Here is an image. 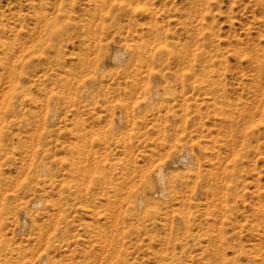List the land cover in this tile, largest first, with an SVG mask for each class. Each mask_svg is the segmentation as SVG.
Instances as JSON below:
<instances>
[{
  "label": "rangeland",
  "instance_id": "obj_1",
  "mask_svg": "<svg viewBox=\"0 0 264 264\" xmlns=\"http://www.w3.org/2000/svg\"><path fill=\"white\" fill-rule=\"evenodd\" d=\"M13 22L18 27L25 26L17 37L27 47L21 53L22 58H15L11 70V57L6 51L12 37L9 24ZM112 42L127 47L141 43L147 49V59L154 52V44L177 49L186 46V51L202 53L224 76L228 96L235 103L233 107L245 106L243 113L247 116L236 122L233 130L222 128L223 123L218 121L211 106L203 107V121L211 130L203 127L200 133L190 125L185 141L194 146L207 175L197 180L184 176L193 166H171L169 176L186 177L185 182L176 181L177 198L172 193L171 182L167 195L156 197L143 184L147 176L153 189L159 186L151 176L152 165L155 158L167 153L161 141L168 137L155 127L158 122L155 116L164 96H171L172 103L166 114L169 120L165 123V133L168 134L172 116L187 112L188 120L195 117L196 105L193 103L185 109L183 98L188 92L177 79V74L185 69L172 61L156 60L153 69L172 76L162 82L163 93L137 114L135 126L124 128L125 120H122L112 130L110 122L113 124L120 112L119 99L125 86L123 78L118 81L113 76L125 64L108 65L103 73L96 75ZM0 51V83L3 82L0 93L4 95L0 94V190L3 195L16 196L8 199L12 213L0 227L9 238L0 252L1 258L10 245L27 250L32 247L27 240L33 236L34 229L28 225L18 229L21 214L16 209L24 205L29 213L39 215L47 199L58 197V183L54 179L60 178L61 171L56 167L54 129L64 123V116L74 112L77 117L97 124L90 144L93 140L92 146L101 151L103 162L99 163L105 166L103 171L91 175L101 174L99 190L103 191L97 195L95 204L102 214L107 238L112 235L109 238L112 243L105 252L97 247L102 258L96 264H264V95L263 105L256 109L258 87L250 75L258 66L264 72V0H0ZM172 73H177L176 77ZM10 76L18 81L16 91L25 98L21 110L15 106L14 111H7L5 106L7 95L15 90L8 86ZM93 76H97L96 84L88 82ZM169 87L173 92L166 91ZM85 89L91 90L89 97L100 101L95 104L84 96ZM52 97L56 98L58 113L53 119L42 121L41 103H51ZM108 104L115 109L107 110ZM251 111L252 117L248 116ZM196 145L206 149L197 151ZM40 162L48 170L37 168L30 172L29 166ZM207 183L214 190L208 199L204 196ZM197 185L202 186L201 194L194 193ZM95 188L93 183L88 188L83 199L87 204L98 190ZM140 194L145 198L142 208L137 206ZM186 198L183 203L181 199ZM34 201L38 205H32ZM149 202L157 210L146 216ZM83 211L79 207L76 217L90 219ZM110 223L114 225L108 226Z\"/></svg>",
  "mask_w": 264,
  "mask_h": 264
},
{
  "label": "bare ground",
  "instance_id": "obj_2",
  "mask_svg": "<svg viewBox=\"0 0 264 264\" xmlns=\"http://www.w3.org/2000/svg\"><path fill=\"white\" fill-rule=\"evenodd\" d=\"M9 26H10V31L12 33V37L11 40L8 42V46H7L8 50L6 52L11 57V58L9 57L11 60L9 59L10 62L9 60L8 62L11 63V70H13L12 65L14 63L15 58L17 57L19 58V56L20 58H22L23 55L21 53L25 52L27 46L26 44H24V42H21L18 39L19 37L18 35H20V33H22L25 30V26L18 27L16 23L14 24V22L13 25L9 24ZM152 49L154 50V52L150 54L151 58L147 59L146 58L147 49L141 43L134 42L129 47H127L123 43L112 42L110 51L108 52L103 62H101L97 68L96 75L98 76L101 73H103L108 65L114 63L125 64L123 70L121 72H117L116 75L113 76V78H116L118 81L120 78H123L125 82L123 95L119 99L120 112L116 115L114 123L112 124L110 122L111 129L115 130V127L118 128L122 120H125V125H123L124 128L126 127L128 128V125L135 126L137 124V120H136L138 116L137 114H139L145 108L146 105H149L152 102H156L155 99L159 98L163 93L164 88L161 86L162 82H164L166 78L168 77L171 78L172 76L161 75L159 72L154 70L153 65L156 60L172 61L181 64L182 67L185 69V71L182 73L179 74L176 73L177 79L180 82V86L188 92V95L183 98V102H185L186 105L185 109L187 108L189 109V107H192L193 103L196 105L194 109L195 117L192 118L191 120H188L187 112L177 116H172L168 134L165 133L166 131L165 123L169 120L166 114L167 111L172 107V103L170 99L171 96L168 95L164 96L163 100L159 104L157 110L158 113L155 116L156 122L158 121L157 123H155V127L157 128L160 134L162 133L164 137L165 135L168 137V138L165 137V139H167L166 141H161L162 142L161 147L164 148V146H166L164 149L167 150V153L160 154L158 158H155L154 163L152 165L151 176L155 178V180L159 183V186L153 189L152 181L147 176L144 178V184H143L144 189L148 188L149 190H153L152 194L153 196L155 195L156 197V196L167 195L168 182H171V190L173 195L176 197L178 192L176 189L177 180H181L185 182L186 177L182 178L184 176L192 177L193 179L199 180L202 179L203 176L207 175V172L204 171V169L202 168L200 156L195 155L194 153L193 150L194 146L189 145L185 141V137L187 135L186 131L189 129L190 125L196 127V130H199L200 133H203L202 130L203 127H206L207 131L211 130L209 127L206 126V122L203 121V114H204L203 107L208 109L209 106H211L213 112H215L217 116L218 121L223 123L222 128L226 127V129H230V130H233V126L237 124L236 122H238L239 120L242 121L243 119H245L247 115H244L243 113L244 110H246L243 104L241 107H239V105L237 106V104L235 105L236 106L235 108L233 107L235 103H233V101H231L230 97L228 96V90L226 87L227 83L224 81L225 79H223L224 76L222 77L221 71L217 69L214 66V64L211 63L210 58H208L202 53H198V52L192 53L191 50L190 52L186 51V46L177 49L175 47H167V44L161 46L154 44V46H152ZM0 53L2 52L0 51ZM4 68H6V66ZM11 70L9 71L10 75H12ZM251 71L252 74L250 75H252L253 82L256 83V86L258 87V93L256 97L257 99L255 101L256 104L254 106L256 109H258L260 108V105L263 102L264 72L260 66L256 67L254 70ZM6 74L4 75L5 77H7L9 73L7 74V76ZM97 76L88 78V82L92 84H96L98 82ZM17 84L18 81H16L13 76H10L8 86L14 88L15 90H12L11 93L6 97L7 100L5 106L6 109H8L7 111H11V110L14 111L15 106L18 107V110H21V108L24 107L25 98L21 95V93L16 91V88L18 87ZM237 88H238V84H237ZM172 89L173 88L169 87L166 91L173 92ZM89 91L91 90L89 89ZM89 91L85 89L83 92L84 96L89 97L90 95ZM1 95L2 97L4 96L3 94ZM90 98L94 100L93 102L95 104L100 101V99H98L97 97L92 98L90 96L89 99ZM189 99L191 100V102L189 101ZM199 104H201V106ZM106 109L112 111L115 109V106L108 104L106 105ZM163 110H165V112ZM57 113H58V106H57L56 98L52 97L51 103H44V102L41 103V110L39 111V119H42V121H44L43 119L46 118L53 119L57 115ZM252 115L253 114L251 111V113L248 116L252 117ZM0 119H1V115H0ZM62 120L64 123L58 125L56 130L54 129V133L56 137L54 147H55V153L56 155H58L57 157L58 166L56 167H59V170L61 171L60 178L54 179V181H57L58 183V185H56L58 187V197L55 199H52V197L51 199H47V202L44 207V211H42L41 214L39 215L32 214L31 212L29 213L25 209L26 206L24 205H20L16 209V211L21 214V221H19L20 224L17 226L18 229H21L26 225H28L29 228L32 227L34 229V231L30 230L33 231L32 233L33 236H30L27 240L28 241L27 243H30L32 247H30V249L27 250L21 247L14 248L10 245L8 251H4L1 253L3 254V257L1 258L0 255V261L10 260L8 264H94V263L96 264L99 259H100L99 261H101L102 251L103 250L107 251L108 246L111 245L112 243V239L109 240L110 237L112 238V235L110 236L109 234L110 237L107 238L108 237L107 231L103 227L104 222L101 223L102 214L96 208V204H95L97 202L96 201L97 195L101 194L103 191V189L102 191L99 190L100 188H102L100 186L101 174L95 176L91 175L94 173L96 174L97 171H101L105 167V166L103 167L99 163L103 159L101 151L99 149H95L92 146L94 142L93 140H92V144H90L91 143L90 140L92 139L91 135L96 133L95 129L97 124H94V121L87 122L86 119H83L82 117H77L76 114H74V112L68 114L67 116H64ZM42 121L41 122L39 121L40 124L42 123ZM41 127H43V125ZM202 135L203 134H200V136ZM214 143L212 144L215 145ZM179 149L181 150L180 153L176 154L175 152L178 151ZM202 149H206V147L200 145L195 146V150L197 151H202ZM159 150L160 149H158V152ZM231 155L232 152L230 156ZM121 164H123V162ZM208 164L210 165V163ZM181 165H191L193 166V168L191 170L189 169V172L182 177L179 174H171L170 176L168 175V169L171 166L177 167ZM37 168H39L41 171L48 170L47 166L43 162L38 163V165H35L33 163L29 166L30 172H34ZM211 168L213 167L211 166L210 169ZM219 173L221 172L218 171V175H222ZM86 177H89L90 179ZM139 179H141V177ZM92 183L95 184V187L98 190L93 193L90 203L87 204L83 199L86 198L85 195L88 193L89 190L88 188ZM201 191H202V186H198L194 190V193L199 194ZM213 192H214L213 186L207 183L205 185V192H204L205 198L208 199ZM3 194L5 193H2L0 190V227H3L6 224V222L9 219V215L12 213V206L9 203L8 199L11 197H16L13 194L11 195L8 194L3 195ZM181 200L183 201V203H185L186 200H188V198ZM33 204L34 206L35 204L38 205V202L34 201L32 205ZM144 204H145V198L143 194H140L137 198V206L142 208ZM79 207H82V209H84L82 214H84L85 217H88L90 219L87 220L84 218L82 219L76 217L77 216L76 212L79 211ZM164 208H167V206H165ZM116 210H117V206H116ZM156 210H157L156 206L149 202L147 208L145 209L144 215L151 216L153 213L156 212ZM73 212H75V214H73ZM123 213L124 212H122V214ZM113 217L115 218V215ZM80 219L82 220L80 221ZM111 223L108 226L114 225ZM0 230H2V228ZM8 241L9 238L6 237L5 233L0 231V252L1 250H3L2 249L3 245ZM97 247L98 248L100 247L102 249L101 253L97 251L98 250ZM0 264H6V262L5 263L0 262Z\"/></svg>",
  "mask_w": 264,
  "mask_h": 264
}]
</instances>
